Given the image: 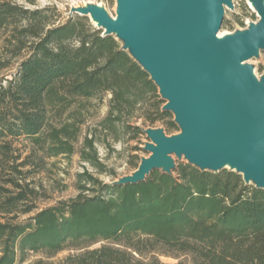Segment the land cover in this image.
<instances>
[{
  "label": "trees",
  "instance_id": "obj_1",
  "mask_svg": "<svg viewBox=\"0 0 264 264\" xmlns=\"http://www.w3.org/2000/svg\"><path fill=\"white\" fill-rule=\"evenodd\" d=\"M47 10L0 0V30L15 24V54L29 50L11 77L0 78V167L14 159L13 141L21 137L47 156L75 153L82 120L73 109L104 92L112 95L99 124L104 133L140 117L163 120L167 134L180 129L150 74L115 35L78 13L53 24ZM100 142L95 132L87 135L80 156L105 171ZM1 176L0 213L9 214L29 195L17 178ZM77 187L76 197L26 223L0 220V264L24 262L30 252L46 259L28 264H264V189L237 171L181 162L172 173L156 169L144 181L117 184L85 170ZM65 250L66 257L50 260Z\"/></svg>",
  "mask_w": 264,
  "mask_h": 264
},
{
  "label": "water",
  "instance_id": "obj_2",
  "mask_svg": "<svg viewBox=\"0 0 264 264\" xmlns=\"http://www.w3.org/2000/svg\"><path fill=\"white\" fill-rule=\"evenodd\" d=\"M261 16L248 29L218 37L232 0H117V18L89 3L72 7L91 18L105 35L150 74L174 114L180 132L145 130L149 142L138 168L115 180L144 181L158 169L172 173L174 156L202 170L229 168L264 189V74L251 64L264 49V0H250Z\"/></svg>",
  "mask_w": 264,
  "mask_h": 264
},
{
  "label": "rangeland",
  "instance_id": "obj_3",
  "mask_svg": "<svg viewBox=\"0 0 264 264\" xmlns=\"http://www.w3.org/2000/svg\"><path fill=\"white\" fill-rule=\"evenodd\" d=\"M12 2L29 9L47 8V14L51 18V23L59 24L65 22L71 16L72 7L87 6L89 3L98 4L106 8L107 12L117 18V0H2ZM234 7H225L224 20L219 31L223 36L233 34L238 30L248 29L252 22L258 23L261 16L257 12L250 0H232ZM90 22L95 28H98L95 22ZM221 32V33H220ZM218 34V35H219ZM18 33L15 24L0 30V61L8 62V67L0 69V78L3 76L11 77L14 74L22 59L29 54V50H22L18 55L15 54L18 48ZM118 39V38H117ZM123 45V41L118 39ZM243 64H251L256 77L260 80L264 74V49H261L259 56H255ZM110 92L101 93L91 99L82 102V108L73 109L76 112V120H82L80 123V135L76 143V152L71 155L62 154L56 157L47 156L25 137L13 141V148L10 163L3 162L4 167H0L2 178H17L28 191V199L21 203L17 209L9 214L0 213V220L7 219L13 222H28L37 211L59 205L60 202L68 201L78 195L77 187L78 174L85 170L91 172L95 177L104 182H113L120 177L132 174L137 168L135 163H140L143 157H148L150 152L145 150L146 142H149L144 130L148 128H163V120L155 122L146 121L144 118H132L127 124L131 127L125 128L119 125L115 134L104 133L101 131L100 122L106 117L111 99ZM166 103V100L161 98ZM78 122V121H77ZM134 126H140L143 129L142 134H138ZM95 132L99 139L106 143H97L98 156L105 165V171H100L90 162L84 161L80 156V149L87 135ZM166 132V131H165ZM180 132L173 130V135ZM176 165L181 162H187L174 156ZM5 168V169H4ZM16 168V170H15ZM4 170V171H3ZM13 188V187H11ZM30 190L33 192L31 193ZM34 206L32 211L25 212L27 208ZM14 218V219H11ZM98 244L94 246H98ZM65 250L57 254L50 260L58 261L69 254ZM40 258H45L42 253L30 252L26 256V261L18 260L16 264H28ZM164 262H176L174 258L161 256Z\"/></svg>",
  "mask_w": 264,
  "mask_h": 264
},
{
  "label": "bare ground",
  "instance_id": "obj_4",
  "mask_svg": "<svg viewBox=\"0 0 264 264\" xmlns=\"http://www.w3.org/2000/svg\"><path fill=\"white\" fill-rule=\"evenodd\" d=\"M220 33H221V32H220ZM218 37H219V38H221V37H222V35H221V34H219V35H218Z\"/></svg>",
  "mask_w": 264,
  "mask_h": 264
}]
</instances>
